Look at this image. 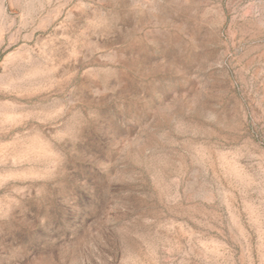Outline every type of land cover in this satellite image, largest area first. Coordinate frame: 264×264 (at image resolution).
<instances>
[{"label":"rangeland","instance_id":"1","mask_svg":"<svg viewBox=\"0 0 264 264\" xmlns=\"http://www.w3.org/2000/svg\"><path fill=\"white\" fill-rule=\"evenodd\" d=\"M0 264H264V0H0Z\"/></svg>","mask_w":264,"mask_h":264}]
</instances>
